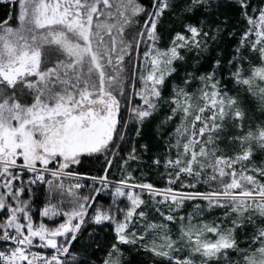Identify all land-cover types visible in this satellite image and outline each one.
<instances>
[{
  "label": "snow or ice",
  "instance_id": "obj_1",
  "mask_svg": "<svg viewBox=\"0 0 264 264\" xmlns=\"http://www.w3.org/2000/svg\"><path fill=\"white\" fill-rule=\"evenodd\" d=\"M235 2L247 27L229 61L235 67L231 79L264 111V8L250 15L247 0ZM207 3L191 0L185 10ZM18 5L14 17L0 21V210L7 213L0 219V264H86L72 249L89 223L90 201L96 197L77 193L82 185L72 166L84 155L108 152L115 138L123 139L122 98L141 126L157 112L165 81L176 70L174 62L184 59L180 49H201V37L208 33L188 24L167 48H160L157 25L172 7L169 0H153V11L138 0H18ZM141 14L147 18L137 28ZM242 50L258 60L247 74ZM192 78L200 81L197 92L187 91L191 79H185V87H174L165 101L170 114L162 123L179 119L167 142L176 149L175 158L163 162L167 186L129 183V175L111 193L129 202L117 209L122 218L101 207L92 214L91 223L115 226L116 243L103 264H123L119 246L129 244L167 264H197V257L199 264H234L230 253L238 256L235 264H264V163H253L254 146L264 152V123L244 131L245 111L215 73ZM137 97L141 103L135 102ZM229 127L238 132L229 134ZM137 158L133 149L128 159ZM153 163L159 167L161 161ZM25 176L29 184L48 185L49 203L40 216L62 217V222L48 226L33 221L28 202L20 199ZM66 178L76 182L66 186ZM91 179L109 187L106 175ZM200 183L208 190L185 191ZM137 188L140 193L133 191ZM101 190L93 189L97 194ZM143 192L160 221L149 219ZM65 197H71L68 209L62 206ZM186 202H192L193 210L179 215ZM215 209L223 210L221 216L204 218ZM170 225L178 226L175 238ZM247 225L255 231L242 248L237 232ZM33 248L53 251L44 255Z\"/></svg>",
  "mask_w": 264,
  "mask_h": 264
},
{
  "label": "trees",
  "instance_id": "obj_2",
  "mask_svg": "<svg viewBox=\"0 0 264 264\" xmlns=\"http://www.w3.org/2000/svg\"><path fill=\"white\" fill-rule=\"evenodd\" d=\"M247 2L250 4L247 10L250 15H258V12L255 10L264 8V0H247ZM138 3L147 11L153 10V0H138ZM169 3L172 7L164 13L157 25V31L160 36L158 46L160 48H167L175 34L177 32L183 33L185 25L188 24L198 27L202 33H208V35L201 37V49H180V54L184 59L174 62L173 66L176 70L165 81V85L162 88V96L164 99L160 102V107L157 112L149 117L142 126L137 124L134 127L136 121L131 117L127 136H124L125 138H115V142L110 146L108 152L96 156H82L81 162L78 165L72 166L73 171L79 174V183L82 185L80 189L76 190L77 193L80 196L91 195L96 197L95 201H90L93 207L89 209V215L87 217L89 223L83 226V231L79 234V239L74 243L72 249L86 264H103V260L111 249V245L116 243L114 224L105 222L102 225H95L91 223V217L96 208L101 207L105 210L111 209L114 216L122 218L121 213L117 209L125 208L129 202L126 197L114 198L111 195L114 187L117 186V182L131 175V179L128 181L129 183H152L161 189L167 186V175L163 167V162L169 156L173 159L175 158L176 149H170L167 142L169 136L179 123V119H174L167 124H163L162 121L170 114V107L165 101L172 95V89L174 87H185V79H191V83L187 86V91L195 93L200 87V81L192 77H199L200 75L214 72L216 79L221 82V87L227 90L230 95L238 97L240 105L246 114L244 131H247L249 127L255 128L257 125L264 123V111L261 110L259 101L246 92L244 86L236 85L234 80L231 79V73L235 71V67L230 65L229 61L236 55V48L239 44L240 36L247 27L241 17V9L235 0H208L207 4L195 6L192 11L185 10L186 6L191 3V0H169ZM18 11L17 0L12 3H0V21L7 19L9 16L14 17ZM146 18L144 14H141L136 20L135 27H142ZM9 23L15 26L17 21L12 19ZM127 32L129 33L128 39H131L132 29H128ZM242 51L247 57L243 63V68L247 74L252 64L258 63V60L254 54L247 50ZM217 61H219L218 65ZM190 73L192 74L191 77L189 76ZM139 87L140 84L137 81V89ZM128 91L129 96H131V87H129ZM135 102L138 103L137 98ZM121 103L122 131L128 116V100L122 98ZM138 127L140 128L139 135L136 134ZM130 130L131 132H129ZM237 132V129L229 127V134H236ZM118 147L119 150L115 154ZM133 149H135V155L138 158L136 160H129V153ZM229 152L231 153V149ZM156 159L161 161L159 167L153 163ZM107 161H111L110 166ZM253 163H264V152L255 146ZM51 167L54 168L55 164L51 165ZM106 168L108 169L107 172H105ZM104 175L107 176L110 182L109 187L106 189L102 188L98 194L93 191L94 188H99L97 185L89 184L82 180H90L91 177ZM28 179V176L24 177L25 191L23 198L31 201L30 206L36 212L33 214L35 223L43 222L48 226H55V224L62 222V217H57L54 221H50L39 215V211L49 202L47 199L48 185L41 182L29 184L27 182ZM75 182L74 179L64 181L66 186ZM173 187L179 188V185H173ZM207 190L208 186L203 183L197 184L196 189H185V191L200 192ZM133 191L140 193V189L138 188L133 189ZM141 196L146 201V206L144 207L149 213V219L157 222L160 221L162 218L153 210L151 197L147 192L141 193ZM70 201L71 197L64 198L63 206L65 209L71 207ZM192 210V202H186L185 207L180 210L179 215L186 216ZM222 211L221 209H215L212 213L205 212L204 218L211 221L221 216ZM253 216L257 218V223L260 224L259 218L255 213H253ZM170 227L175 238L179 235L178 226L170 225ZM254 231L255 227L252 225H247L244 229L238 230L237 240L240 247L247 246L250 242L251 234ZM2 246L0 245V247ZM119 247L123 252V264H167L166 261L153 256L150 252H145L138 245L129 244L120 245ZM186 254V252L180 253L181 256ZM230 255L235 264L238 256L235 253H230ZM196 260L197 264H199V257ZM212 264H216V262L213 261ZM220 264H227V262L221 260Z\"/></svg>",
  "mask_w": 264,
  "mask_h": 264
},
{
  "label": "rangeland",
  "instance_id": "obj_3",
  "mask_svg": "<svg viewBox=\"0 0 264 264\" xmlns=\"http://www.w3.org/2000/svg\"><path fill=\"white\" fill-rule=\"evenodd\" d=\"M14 0H0V3H12ZM17 2H18V0H17ZM18 8H19V5H18ZM153 11V10H152ZM142 63V62H141ZM137 100H138V103H141V101H139V98L137 97ZM130 118H131V116H130V114H129V112H128V116H127V119H126V122H125V124L123 125V129H122V133H123V137L124 136H127L126 134H127V130H128V127H129V125H130ZM138 123L136 122L135 123V125H134V127L137 125ZM132 130V129H131ZM131 130L129 131V132H131ZM125 138V137H124ZM120 145H121V143H120ZM119 145V146H120ZM118 150H119V147H118V149L116 150V152H115V154L118 152ZM114 154V155H115ZM65 180H71V179H65ZM17 184H19V182H16ZM97 185L99 188H103L102 187V185L99 183H94V185ZM24 197V193L22 194V196L20 197V199L21 200H25V201H27L28 202V208H27V211L29 212V215L33 218V221L35 222V219H34V216H33V214H35L36 212L34 211V209L32 210V208H31V206H30V203H31V201L30 200H28V199H25V198H23ZM5 199L7 200L8 198L7 197H5ZM49 202H47V204H48ZM46 204V205H47ZM63 206V205H62ZM45 207V206H44ZM43 207V208H44ZM64 207V206H63ZM42 208V209H43ZM90 209V208H89ZM34 211V212H33ZM89 211V210H88ZM7 215V213L4 211V210H0V219H2L4 216H6ZM39 215H40V211H39ZM42 218H45V217H42ZM57 218V217H56ZM55 218V219H56ZM49 220V219H48ZM50 221H54V220H50ZM39 224V223H38ZM60 239H63V238H60ZM47 250V252H52L53 250H51V249H46Z\"/></svg>",
  "mask_w": 264,
  "mask_h": 264
},
{
  "label": "built area",
  "instance_id": "obj_4",
  "mask_svg": "<svg viewBox=\"0 0 264 264\" xmlns=\"http://www.w3.org/2000/svg\"><path fill=\"white\" fill-rule=\"evenodd\" d=\"M82 180L89 183V184H94L95 182L99 184V181H93L91 179L90 180L89 179H82ZM33 251L40 252L41 254H44V255H51L52 254V252H47V250L43 249V248H33Z\"/></svg>",
  "mask_w": 264,
  "mask_h": 264
},
{
  "label": "water",
  "instance_id": "obj_5",
  "mask_svg": "<svg viewBox=\"0 0 264 264\" xmlns=\"http://www.w3.org/2000/svg\"><path fill=\"white\" fill-rule=\"evenodd\" d=\"M96 155H98V154H95V155H92V156H96ZM84 156H89V155H84Z\"/></svg>",
  "mask_w": 264,
  "mask_h": 264
}]
</instances>
